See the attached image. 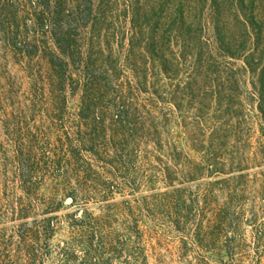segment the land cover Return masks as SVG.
<instances>
[{
  "label": "trees",
  "instance_id": "1",
  "mask_svg": "<svg viewBox=\"0 0 264 264\" xmlns=\"http://www.w3.org/2000/svg\"><path fill=\"white\" fill-rule=\"evenodd\" d=\"M253 109L264 133V0H0V170L23 193L6 201L13 212L56 208L38 198L45 177L61 180L76 212L90 201L109 209L116 190L144 187L141 209L188 232L195 264H215L204 255L212 251L218 264H243V252L261 264ZM41 113L61 134L57 145L36 125ZM105 218L73 215L78 233L62 264L75 247L79 264H147ZM34 223L35 233L17 225L18 237L46 245L56 221ZM128 233L138 239V226ZM41 250L26 244L23 259L3 254L0 264H39Z\"/></svg>",
  "mask_w": 264,
  "mask_h": 264
},
{
  "label": "rangeland",
  "instance_id": "2",
  "mask_svg": "<svg viewBox=\"0 0 264 264\" xmlns=\"http://www.w3.org/2000/svg\"><path fill=\"white\" fill-rule=\"evenodd\" d=\"M74 103L72 102L71 104L73 105ZM41 118H43L42 123ZM36 121V125H43L42 128L47 133L48 141L53 145H57V140L61 134L57 130L50 128L49 122L44 118V114L41 113L36 116ZM172 131H175L174 134L177 132L181 133L180 128L174 126H172ZM249 136V152L252 158V163L250 164L251 179L255 182L254 187L260 191L264 186V133L254 109L250 118ZM0 139H5L1 129ZM184 149L185 151L187 150L186 145H184ZM94 166L97 168V164H94ZM97 171L103 172L99 168ZM155 187L161 192L164 191L161 183L156 184ZM61 189L62 183L60 179L53 180L45 177L43 185L39 189L38 198L46 201L54 198L56 208L49 210L43 201H39L38 206H34L31 209L28 208L20 213L18 211L13 212L6 206V201L9 200L15 203V199L22 197L23 193L19 191L18 184L13 181L11 172L3 173L0 170V260H2L3 254L6 255L8 253L14 257L22 256L21 258L23 259V246L40 242L42 250L38 260L39 264H62L60 262V250L66 242H70L78 233V230L71 226L73 225L71 218L74 214L80 217L85 209L93 218L103 219L109 216V219H105L108 220L110 229L113 232L112 235L116 237L127 235L130 238L126 242L127 249L132 250V248L139 245L143 249L147 264H195L194 259L197 254L192 248L190 241H184V237L188 232L185 230L177 231L168 222L161 224L162 222H157L156 218L148 216L141 209L140 198L151 194L147 188L141 187L135 193H131L128 188H121L116 190L109 198L108 203L113 204L109 209L105 208L106 202L94 203V201H90L85 204V208H81L78 212H76V206L71 203V198L63 197ZM55 190L59 191V195H54ZM44 219H52L57 223L45 240L46 245H43V239L40 237L38 239L32 237L31 240L21 241L18 237L20 228L17 225L26 223V228L35 233L37 229L34 222ZM133 224L138 226V239L128 233V228L132 227ZM242 231L245 235V244L249 246L252 237V227L244 224ZM81 253L79 247H75L72 251L74 261L69 264H79ZM243 254H245L243 264H250V257H247L248 255L245 252ZM204 255L210 257L215 264H218L219 252L212 251L204 253ZM223 258L225 259L224 254ZM236 259L240 258L237 256ZM112 264L122 263L114 260ZM261 264H264V256Z\"/></svg>",
  "mask_w": 264,
  "mask_h": 264
}]
</instances>
